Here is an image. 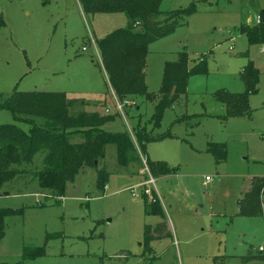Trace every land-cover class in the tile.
Masks as SVG:
<instances>
[{
    "label": "rangeland",
    "instance_id": "374dc122",
    "mask_svg": "<svg viewBox=\"0 0 264 264\" xmlns=\"http://www.w3.org/2000/svg\"><path fill=\"white\" fill-rule=\"evenodd\" d=\"M191 2L195 10L183 23L148 44L145 84L157 97L164 62L176 59L177 52L206 56L207 72L188 77L185 92L164 109L159 127L150 121L156 99L139 98L127 100L116 120L104 126L126 130L134 143V130L142 126L154 136L168 134L149 141L144 152L137 147V160L127 167L117 165L115 146L106 145L97 165L109 173L102 190L95 186V169L88 167L66 184L63 196H45L50 193L29 173L5 183L0 208L22 214L5 218L0 264H264V217L236 215V198L253 176H264V44L248 45L238 31L241 24L256 23L264 0H161L157 18ZM0 15L3 98L13 90L63 91L84 100L71 113L117 110L97 40L125 27V13L85 14L78 0H0ZM248 60L260 72L257 91L248 97L251 115L221 120L224 111L213 92L243 91L239 70ZM4 123L27 128L0 108ZM209 142L223 145L221 159L208 150ZM146 158L163 162L172 173L153 175ZM34 162L38 166L40 158ZM149 175L158 179L144 194ZM144 196L162 203L169 233L147 245L144 224L161 220L145 215ZM248 251L253 257L242 262ZM122 252L130 256L116 258Z\"/></svg>",
    "mask_w": 264,
    "mask_h": 264
},
{
    "label": "trees",
    "instance_id": "16d2710c",
    "mask_svg": "<svg viewBox=\"0 0 264 264\" xmlns=\"http://www.w3.org/2000/svg\"><path fill=\"white\" fill-rule=\"evenodd\" d=\"M78 2L85 14H126L128 22L125 27L113 29L97 40L102 66L107 83L118 102L124 105L127 100L137 98L146 101L156 99L150 121L153 128L159 127L164 109L173 105L179 95L185 92L190 75L207 72V62L204 55L191 58L186 52H177L176 59L164 62L158 96L155 97L145 84L147 46L172 33L176 26L183 23L185 17L195 10L194 3L168 11L158 19L157 15L162 13L159 8L161 0ZM2 25L0 15V27ZM238 31L245 35L248 45L264 44V9L259 11L255 24H241ZM259 74L253 62L248 60L239 70L243 91L230 92L221 88L213 92L224 111L218 115L219 119L251 115L248 97L257 91ZM83 103V98L68 97L63 91L13 90L6 98L0 95V108L7 109L16 122L27 126L24 130L17 123L0 124V189L5 183L29 173L41 190L50 193H44L45 196H63L66 184L72 182L81 169L88 167L95 169V186L102 190L109 173L104 166L97 165L105 156L106 145L115 146L117 165L127 167L137 160V147L144 152L149 141L168 134L154 136L142 126L134 130V143L126 130L105 129V124L115 121L119 116L117 111L71 113ZM189 117L186 116V119ZM207 145L217 159L223 157V145L211 142ZM36 158H40L38 166L34 162ZM28 165H34L35 169L29 170ZM146 165L155 176L172 173L163 162L146 158ZM236 204V215L239 217H264V176H253L248 189L236 198ZM143 209L145 215H156L160 220L164 218L161 203L156 198L149 201L144 196ZM16 214H22L21 210L0 208V240L4 235L5 218ZM166 229L164 220L155 226L145 223L143 243L147 245L153 238L168 235ZM129 256L128 252H122L116 258L127 259ZM252 257L248 251L241 260L246 262ZM260 258L264 259V254Z\"/></svg>",
    "mask_w": 264,
    "mask_h": 264
},
{
    "label": "built area",
    "instance_id": "2783aa9c",
    "mask_svg": "<svg viewBox=\"0 0 264 264\" xmlns=\"http://www.w3.org/2000/svg\"><path fill=\"white\" fill-rule=\"evenodd\" d=\"M256 21H257V19H256ZM83 49H84V47H83ZM122 106H123V104L122 103H120V102H118L117 100H116V108H117V112H119V111H121L122 110ZM142 161H143V163L145 164V160H143L142 159ZM146 165V164H145ZM146 169L148 170V167H147V165H146ZM205 180L207 181V180H210V178L208 177V176H205ZM155 179L152 177V176H150L149 175V177L145 180V182H144V187H143V193L144 194H148V193H150V191H149V187H155ZM155 189V188H154ZM261 248V247H260Z\"/></svg>",
    "mask_w": 264,
    "mask_h": 264
},
{
    "label": "crops",
    "instance_id": "0c3cea01",
    "mask_svg": "<svg viewBox=\"0 0 264 264\" xmlns=\"http://www.w3.org/2000/svg\"><path fill=\"white\" fill-rule=\"evenodd\" d=\"M157 179H158V178H156V181H157ZM248 187H249V186H248ZM247 189H248V188H247ZM247 189H246V190H247ZM0 195H2V194H0ZM160 203H161V202H160ZM161 206H162V203H161ZM159 219H160V218H159ZM152 226H153V225H152ZM166 228H167V224H166Z\"/></svg>",
    "mask_w": 264,
    "mask_h": 264
}]
</instances>
